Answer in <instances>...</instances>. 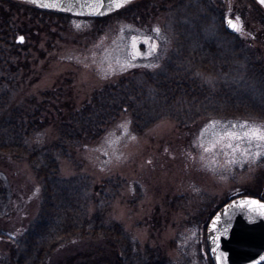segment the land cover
Segmentation results:
<instances>
[{
    "label": "rangeland",
    "instance_id": "1",
    "mask_svg": "<svg viewBox=\"0 0 264 264\" xmlns=\"http://www.w3.org/2000/svg\"><path fill=\"white\" fill-rule=\"evenodd\" d=\"M12 1L48 18L36 25L26 20V27L17 22L24 32L15 37L23 38L26 57L17 66L9 98L10 108L53 117L28 138L29 146L38 147L58 142L56 122L104 86L130 80L133 73L138 84L147 73L156 78L172 52L174 25L194 18L187 8L177 14L172 10L177 0H130L100 17ZM213 1L219 3L222 19L238 18V34L257 43L264 26L247 0ZM146 98L152 100L139 128H133L132 114L124 108L97 139L69 148L68 157L58 161L59 176H83L91 186L105 180L119 183L107 206L108 221L119 223L141 248H158L170 264H204V227L211 212L234 194L256 195L264 202V141L227 136L244 131L233 124L264 122L200 118L183 128L170 112L152 116L165 105ZM40 201L30 162L0 154V264H12V241L36 217ZM103 246L99 239L74 241L53 253L49 264H112L111 251Z\"/></svg>",
    "mask_w": 264,
    "mask_h": 264
},
{
    "label": "trees",
    "instance_id": "2",
    "mask_svg": "<svg viewBox=\"0 0 264 264\" xmlns=\"http://www.w3.org/2000/svg\"><path fill=\"white\" fill-rule=\"evenodd\" d=\"M247 1L264 26L263 11L252 0ZM177 2L171 7L176 14L187 8L194 18H181L174 25V45L164 73L156 74V78L151 73L142 75L144 79L139 84L133 73L130 80L124 78L104 86L56 122L58 142L38 147L29 146L28 138L53 122V117L10 108L9 98L17 66L26 57L23 44L15 42L17 32H24L17 22L24 26L26 20L28 25L45 24L48 18L34 8L0 0V154L28 160L41 187L38 214L12 241V264H49L53 253L82 239L101 240L104 250L111 251L112 264H170L158 248H141L119 223L106 219L107 206L119 183L105 180L91 186L86 177L62 179L58 172V161L68 157L69 148L97 139L124 108L132 114L133 128H139L147 113V102L152 100H147L146 95L165 105L152 116L170 112L167 114L183 128L192 127L200 118L264 122V32L255 44L253 37L224 31L219 3ZM245 195L251 194H234L223 204ZM205 256L204 264H212L207 251ZM73 259L76 258H68Z\"/></svg>",
    "mask_w": 264,
    "mask_h": 264
},
{
    "label": "water",
    "instance_id": "3",
    "mask_svg": "<svg viewBox=\"0 0 264 264\" xmlns=\"http://www.w3.org/2000/svg\"><path fill=\"white\" fill-rule=\"evenodd\" d=\"M35 1L39 3L43 0ZM46 2L64 6L69 4L57 0ZM83 7L97 9L100 14L116 9L107 4L98 6V0H85ZM228 20L237 21L233 18H225L223 21L225 31L233 34L236 31L228 25ZM21 38L18 37L16 43H21ZM260 205H264V202L256 197H240L228 201L216 211L205 231L212 264L264 263V207Z\"/></svg>",
    "mask_w": 264,
    "mask_h": 264
},
{
    "label": "snow or ice",
    "instance_id": "4",
    "mask_svg": "<svg viewBox=\"0 0 264 264\" xmlns=\"http://www.w3.org/2000/svg\"><path fill=\"white\" fill-rule=\"evenodd\" d=\"M30 2H34V0H30ZM130 0H98V6H102L104 4L109 5L110 7H115V8H120L129 3ZM258 4L261 6H264V0H256ZM238 22V18H237ZM233 22L232 20H228L227 23L228 25L234 30L238 31V23ZM154 31L159 32V29H154ZM22 39V38H21ZM152 50H155V45L153 44ZM233 128L239 127L240 129H243L241 133H228L227 136L229 139H236V140H241V139H247L249 141L256 140V141H264V126L262 125H248L246 122L244 123H238V124H233ZM231 147V145H229ZM207 151V149H205ZM259 155V153H257ZM254 203V202H252ZM260 207H264V205H260ZM216 221L213 222L215 225Z\"/></svg>",
    "mask_w": 264,
    "mask_h": 264
},
{
    "label": "flooded vegetation",
    "instance_id": "5",
    "mask_svg": "<svg viewBox=\"0 0 264 264\" xmlns=\"http://www.w3.org/2000/svg\"><path fill=\"white\" fill-rule=\"evenodd\" d=\"M25 4H30V5H37L41 6L42 8L46 9H53V10H64L72 14H77V15H89L93 17H100V11L94 8H85L83 7L85 4V0H57L59 2H68L69 4L67 6H64L62 4L58 5H53L50 2H46L47 0H43L42 2H30V0H24ZM251 1V0H250ZM253 1V0H252ZM52 4V5H51ZM258 4V3H257ZM264 11V6H261L258 4Z\"/></svg>",
    "mask_w": 264,
    "mask_h": 264
}]
</instances>
